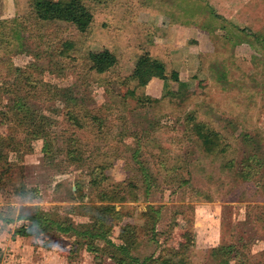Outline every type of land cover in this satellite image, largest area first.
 <instances>
[{"label": "rangeland", "instance_id": "rangeland-1", "mask_svg": "<svg viewBox=\"0 0 264 264\" xmlns=\"http://www.w3.org/2000/svg\"><path fill=\"white\" fill-rule=\"evenodd\" d=\"M82 3L84 33L0 0V264H121L128 234L140 260L219 264L233 245L264 264V0Z\"/></svg>", "mask_w": 264, "mask_h": 264}, {"label": "trees", "instance_id": "trees-1", "mask_svg": "<svg viewBox=\"0 0 264 264\" xmlns=\"http://www.w3.org/2000/svg\"><path fill=\"white\" fill-rule=\"evenodd\" d=\"M32 3V7H35V12L36 15L39 17L38 21L42 22V21H62V22H66L68 25H71L73 27H75L79 32H86L92 24V15L91 12L89 11V9L83 5L82 0H74L73 3L69 6H66L65 8L61 9V7L59 5H51L49 4L48 6H44L43 4V0H31ZM74 10V11H73ZM89 59L91 60L94 69H96L98 72L103 73L105 71V69H107L108 65H111L112 63L115 62L114 57L112 56V54L109 52V50H103L101 52H92L89 54ZM144 61V60H143ZM142 61V62H143ZM141 60L139 62H137V67L142 66ZM109 63V64H107ZM151 67V66H150ZM152 67L157 68L158 70L163 69L161 65H156L153 64ZM176 79H178V76L175 74L174 76ZM25 121V123L23 122ZM18 123L19 126H23L28 125L29 127V131H30V135L35 139L36 136H38L39 130L38 127L36 126V124L32 123L30 124V120H27L26 117H18L16 119L15 123ZM24 123V124H23ZM3 126L0 127V148H2L4 145L6 144H10L11 141L15 142V138L13 136H11L10 132L7 133V127L8 124L7 122L4 124H2ZM16 126V124H15ZM8 137H4V135H6ZM203 146H206V144H203ZM72 151L69 152V155H71ZM0 162H1V158H0ZM6 163V162H5ZM7 164V163H6ZM6 164H1L0 163V170H2V172H0V183L3 181V176L1 177L2 174L4 173H8L12 171V165H8V168H5ZM5 170V171H4ZM19 189H21L20 193L23 195H26V189L24 187H20ZM107 208H102L101 212L106 210ZM99 214L100 211L98 210ZM30 220L32 221V226L31 227H38V226H43L44 224H47L49 226H57V231H59L62 235H66L68 234V232L73 229L72 224L70 223L68 227L65 228H61L62 225V220H55L52 221L50 219H46L44 221V217L43 218H38V217H34V218H30ZM67 220H65L66 222ZM71 225V226H70ZM182 223H178L176 222L174 224V232H172L171 236H169L170 239L176 238L177 233H179L180 229L182 228ZM149 224L147 225V228ZM184 226V225H183ZM48 226H46V228L43 231L47 232V228ZM84 228H87L84 226ZM130 231V233H132V229H128ZM128 231V232H129ZM153 231V238L155 237L154 235V228L152 229ZM184 233V232H183ZM187 234H184L185 238H182L180 240L181 246L178 248V250L182 251L184 249V247L187 248V246L189 244L193 245V236L192 233L187 231ZM87 234L90 237H94V232H88ZM129 236L127 237V240L123 239V243L121 246H117V245H113V249H115L116 252H118L119 254L122 255L123 258H119V260H117L119 263L121 264H125L129 263V261L131 260H135L138 261L137 264H191L190 263H185L184 261H181L179 263H173L171 260H164L162 258H155L153 255L144 258L143 260H140L138 258H134L132 253L130 252V247L134 245V243H129L128 241H131L133 239V236H131L130 234H128ZM100 237V236H99ZM102 237V236H101ZM129 243V245L127 244ZM111 244V243H110ZM175 249H177V247H175ZM173 251V250H172ZM180 251L176 252V254H178ZM217 253V256L219 255L220 262L219 264H229V262H234V264H249V259L247 257V255L241 251V249H239L236 246L230 245V246H218L215 249V252ZM113 257V256H112ZM114 258V257H113ZM115 259V258H114Z\"/></svg>", "mask_w": 264, "mask_h": 264}]
</instances>
